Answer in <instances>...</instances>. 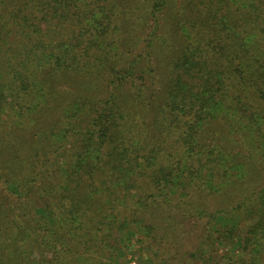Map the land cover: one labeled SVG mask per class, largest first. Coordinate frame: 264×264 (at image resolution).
Here are the masks:
<instances>
[{"label":"trees","instance_id":"obj_1","mask_svg":"<svg viewBox=\"0 0 264 264\" xmlns=\"http://www.w3.org/2000/svg\"><path fill=\"white\" fill-rule=\"evenodd\" d=\"M262 174L264 0H0V260L264 264Z\"/></svg>","mask_w":264,"mask_h":264},{"label":"rangeland","instance_id":"obj_2","mask_svg":"<svg viewBox=\"0 0 264 264\" xmlns=\"http://www.w3.org/2000/svg\"><path fill=\"white\" fill-rule=\"evenodd\" d=\"M170 1L174 3L176 0H170ZM164 18L166 19L167 17L164 15ZM248 167H249V170H254V172L249 173L248 171H246L247 173L246 172L244 173L245 175L241 178V180L236 181V183L228 181L226 186H222L220 193L217 194V195H220L219 196V198H220L219 203L229 202L230 199L232 198V196L239 194V193H243L249 188L248 186H250L252 184H256V177L258 174V170L260 168V164H259V162L252 160L251 163H249ZM254 178H255V180H254ZM261 178H262L261 181L264 184V174H262ZM252 187H254V186H252ZM188 239L191 243L197 242L195 237H193V235L190 233L188 234ZM188 244L193 246L190 243H188ZM181 245H183V246H181ZM178 246H179V248L180 247H182V249L184 248L183 251L181 252L184 255L179 260H177L175 263H172V264H182L183 262H185L186 264H198L197 259L192 254L193 248L190 249V248H188V246H186L185 244H182V243H178ZM2 247L3 248L0 247V256H2V253L6 251V248L4 247V245H2ZM133 249H134V247H133ZM186 249H189V250H186ZM156 254H158V253H156ZM212 254H211L212 256H215L214 262H216V264H218V263L223 264L224 262H226L227 261L226 259H228L227 255H229L233 259L235 258V255L233 257L226 247H222L218 244H216L215 248H213ZM5 261H7V259L3 258V260H0V264H9V263H6ZM121 261H122L121 264H169V263H167V259H162V256L159 257V255L155 256V259L153 262L144 263L139 258V255L136 253L135 254H133V253L126 254L121 259Z\"/></svg>","mask_w":264,"mask_h":264}]
</instances>
